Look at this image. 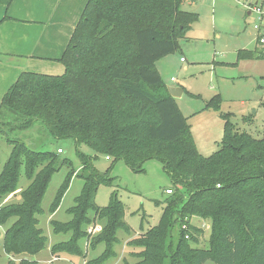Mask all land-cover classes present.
Masks as SVG:
<instances>
[{"label":"trees","instance_id":"trees-1","mask_svg":"<svg viewBox=\"0 0 264 264\" xmlns=\"http://www.w3.org/2000/svg\"><path fill=\"white\" fill-rule=\"evenodd\" d=\"M12 1L0 0V6ZM186 1L88 0L60 58L65 71H24L2 97L0 125L12 120L16 128L30 129L41 122L55 138L76 142L82 167L69 170L50 211L58 207L74 175L84 185L69 209L71 219L52 220L56 233H71L53 244L54 256H84L86 228L97 220L103 228L92 245L104 243L105 250L96 264L117 257L119 231L131 235L117 194L106 206L96 203L99 185L112 183V178L98 172L92 156L79 149L85 144L113 165L122 160L136 172L157 159L173 184L165 202L155 200L164 204L159 223L128 240L133 249L143 250L132 252L137 260L124 264H264V123L256 137L237 130L230 113L221 112L225 123L219 148L203 155L156 66L199 20L197 12L182 8ZM253 56L260 57L252 50L238 51L239 59ZM220 100L214 96L207 105L219 110ZM10 142L13 148L0 173V226H6L2 245L8 264H17V256L18 264H39L26 255L46 248L39 218L42 201L52 174L70 161L19 139ZM22 174L29 184L20 191L21 201L6 203L8 194L17 196ZM194 216L211 221L208 248L191 246L204 232L191 224Z\"/></svg>","mask_w":264,"mask_h":264},{"label":"rangeland","instance_id":"rangeland-1","mask_svg":"<svg viewBox=\"0 0 264 264\" xmlns=\"http://www.w3.org/2000/svg\"><path fill=\"white\" fill-rule=\"evenodd\" d=\"M182 8L197 12L199 20L193 24L188 37L179 40L178 48L159 59L156 66L167 86L177 85L178 80L184 85L185 92L176 101L188 119L199 151L207 156L219 148L225 123L220 117L221 112L230 113V120L237 130L261 137L264 123V59H239L237 53L240 49H253L256 45L252 17L247 8L238 0H187ZM172 77L177 81H172ZM217 95L221 98L219 110L207 105ZM246 116L249 120L245 119ZM10 122L0 125V173L13 148L10 140L14 139H19L28 147L39 151L58 153L61 148L60 159L67 158L70 161V166L63 164L52 174L42 201L44 212L39 218L40 226L47 237L46 248L37 255L26 256L38 260L39 264H96L95 260L105 250L104 243L92 245L94 236L103 228V222L99 220L86 228L89 237L82 240L84 256L61 253L56 257L51 252L53 244L71 236V233H56L52 220L65 222L71 219L69 209L75 205L84 185V179L74 175L58 207L54 212L50 211L69 170L75 169L79 172L82 167L76 142L71 138H55L41 122H37L30 129L16 128L13 121ZM79 149L92 156L93 166L98 172H107L112 178V183L99 185L96 203L106 206L111 197L117 194L125 208V221L132 228L131 235L123 230L118 232L119 243L115 246L117 257L104 264H124L125 260L135 262L137 258L132 252L143 249H133L127 244L128 240L143 229L159 223L164 204L157 205L155 200L165 202L169 196L167 189L173 188L171 179L157 159L146 161L143 165L144 171L136 172L122 160L113 165L111 159H106L102 154L96 155L85 144L80 145ZM28 184L29 180L22 174L17 196L8 194L5 202L21 201L20 191ZM191 224L204 230L203 234L198 235L197 242H191V246L208 248L211 221L194 216ZM5 228L6 226H0V264H8L10 258L2 245ZM20 258L17 256L13 260L18 264ZM206 264L216 263L208 261Z\"/></svg>","mask_w":264,"mask_h":264},{"label":"crops","instance_id":"crops-1","mask_svg":"<svg viewBox=\"0 0 264 264\" xmlns=\"http://www.w3.org/2000/svg\"><path fill=\"white\" fill-rule=\"evenodd\" d=\"M87 2L13 0L8 6H0V104L22 72L62 74L65 71L60 58ZM247 50L257 53V46ZM253 57L244 60L263 59ZM172 81L177 79L172 77ZM169 86L182 88L183 92L175 98L178 101L185 92L184 85L178 80L177 85Z\"/></svg>","mask_w":264,"mask_h":264},{"label":"built area","instance_id":"built-area-1","mask_svg":"<svg viewBox=\"0 0 264 264\" xmlns=\"http://www.w3.org/2000/svg\"><path fill=\"white\" fill-rule=\"evenodd\" d=\"M243 3L252 17L251 25L255 33L258 55L264 59V0H238ZM184 60V58H182ZM264 89V86L262 87ZM58 152H62L59 148ZM109 159V157H106ZM171 190L167 189V193Z\"/></svg>","mask_w":264,"mask_h":264},{"label":"water","instance_id":"water-1","mask_svg":"<svg viewBox=\"0 0 264 264\" xmlns=\"http://www.w3.org/2000/svg\"><path fill=\"white\" fill-rule=\"evenodd\" d=\"M168 90H169L170 94H171L174 98L178 97V93L180 94V93L183 92L182 88H180V87H170V86H169V87H168Z\"/></svg>","mask_w":264,"mask_h":264}]
</instances>
